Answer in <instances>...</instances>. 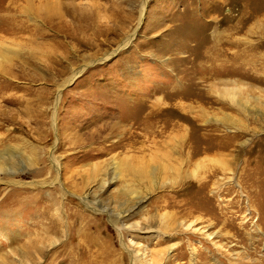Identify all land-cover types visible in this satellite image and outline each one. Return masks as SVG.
<instances>
[{
	"label": "rangeland",
	"instance_id": "374dc122",
	"mask_svg": "<svg viewBox=\"0 0 264 264\" xmlns=\"http://www.w3.org/2000/svg\"><path fill=\"white\" fill-rule=\"evenodd\" d=\"M246 12L260 26L241 24ZM0 18V54H14L0 58V152L27 143L0 172V230L18 233V244L52 235L39 264H132L133 251L142 264H264V0H0ZM214 29L226 35L217 40ZM225 79L257 101L243 100L244 109L221 97ZM184 96L187 120L165 115L189 146L176 132L148 136L122 120L140 101L178 107ZM134 135L141 153L120 144ZM207 141L222 147L221 163L201 152ZM132 155L154 177L136 182L122 171L112 182V160ZM137 189L145 201L124 219L134 201L118 191ZM152 217L163 222L158 232L130 243L125 226L149 227ZM0 247L8 249L1 233Z\"/></svg>",
	"mask_w": 264,
	"mask_h": 264
},
{
	"label": "bare ground",
	"instance_id": "6f19581e",
	"mask_svg": "<svg viewBox=\"0 0 264 264\" xmlns=\"http://www.w3.org/2000/svg\"><path fill=\"white\" fill-rule=\"evenodd\" d=\"M213 1H218V0H213ZM242 1V4L244 5L245 3H247L249 0H241ZM145 3V2H144ZM254 4V3H253ZM58 3H49L47 2V12L54 17L56 16L57 18L60 19L61 17V14L60 12H62V10L60 11V7L58 8L57 7ZM248 6V5H247ZM252 6V5H250ZM254 6V5H253ZM72 7V6H71ZM144 7V5H143ZM74 8V7H73ZM256 8V7H255ZM244 9V8H243ZM246 9V8H245ZM251 9V8H250ZM254 10V9H253ZM143 12H144V8L142 9L141 13L139 14V19H138V24H140L142 22V19H143ZM244 12V11H242ZM257 12V11H256ZM63 13V12H62ZM72 13V12H71ZM49 14V15H50ZM246 18L244 19H241L239 20L241 24H243L244 22H247L249 20H252L254 17H253V14H250L249 12H246ZM48 16V15H47ZM241 16V15H240ZM49 17V16H48ZM244 17V16H243ZM93 18H95L93 16ZM240 18V17H239ZM1 19V18H0ZM99 19V18H98ZM96 21V19H94ZM253 20H255L253 23L254 25L256 26H260V21L262 22V20L258 19V17H255ZM252 20V21H253ZM215 21V20H214ZM1 22V21H0ZM7 23H11L9 22V20L7 21ZM248 23V22H247ZM244 25V24H243ZM253 25V26H254ZM12 26V25H11ZM19 25H16L15 26H12L11 28V31H13L12 33H15L16 31L18 32L21 28V26ZM212 26V24H208L207 25V29L210 28ZM249 26V25H248ZM253 26H249L248 30H247V33H251V28L250 27H253ZM246 28V27H245ZM235 29L237 30V27H235ZM234 29V30H235ZM10 30V29H9ZM246 32V31H245ZM134 34L135 32H133L132 34H130L128 37H126L124 40L121 41V43L119 44L118 46V50H121L123 48H125L131 41L132 39L134 38ZM226 35V32L224 33H220L217 29H214L212 32H211V35L212 36H215L217 40L221 39V36L222 35ZM229 39L232 40L234 38H232V33L229 34ZM233 41V40H232ZM5 42V41H4ZM236 43V42H235ZM216 44V43H215ZM233 45V43H232ZM1 46V45H0ZM236 46V45H235ZM2 47V46H1ZM208 47V46H206ZM216 47V46H215ZM220 47V46H219ZM234 48V47H233ZM1 49V48H0ZM4 49V48H3ZM2 49V50H3ZM208 51H210L212 48H207ZM214 49V48H213ZM205 50V49H204ZM221 50V48H220ZM233 51V50H232ZM115 52V51H114ZM215 52V51H214ZM223 53V52H222ZM209 54V52H208ZM216 54V53H215ZM206 55V54H205ZM213 55V54H212ZM111 56V55H110ZM233 56V55H232ZM12 57H14V54L13 53H9V51L7 49L3 50L0 54V58H1V61L3 62H6L8 63L7 61H9ZM207 58V62L210 63V66L212 68L216 67L215 65V60L213 57H211L210 55ZM104 60V59H103ZM233 60H238V55H235L234 59ZM218 62V61H217ZM1 64V63H0ZM201 66V65H200ZM210 67V69H211ZM4 71V70H3ZM4 73V72H3ZM75 73V72H74ZM79 73V72H78ZM76 74V73H75ZM74 74V75H75ZM211 75V74H210ZM74 78V76H73ZM72 78V79H73ZM214 81V80H213ZM213 84V83H212ZM220 85L222 87L221 91H219V95L221 97H228V99H235L238 106L239 107H242L245 109L244 107V104H242V101L243 100H246L247 102L248 101H257L256 98H252V97H247V99H243L242 98V93L240 91V89L238 88V85L235 81H232V80H228V79H225V80H220ZM170 92H173V91H170ZM184 98H186L183 102H181L180 104H178V107L176 105V103L174 105H170L169 107H165L167 104H164V103H149L148 101H140V105L137 106V108H135V112L128 115L126 114L124 116V118H122V120H124L125 122H132V125H136L137 128H140L142 132H144L146 135L150 136L153 132V134L156 133L157 130L160 129V131L162 130V133H169L168 134V137H170L169 135H172L173 132H176L177 135L180 136L181 138V141L183 143H185V145L189 146V143H188V140H187V137H188V134L186 133L183 125L181 124H177L176 123L174 124L172 121H169L166 117L165 114H167L169 111L171 112L172 111V115H175L177 114L179 116V119H182V120H187V116H189L191 114L190 110V106L186 103L188 97L187 96H184ZM170 101H172V97L169 98ZM58 101H56V106L58 104ZM235 104V103H234ZM248 112V111H247ZM259 112V111H258ZM55 113V112H54ZM249 113V112H248ZM53 114V113H52ZM171 114V113H170ZM128 115V116H127ZM166 119V123L164 122V120ZM111 120V119H110ZM105 121H107V119H105ZM109 121V119H108ZM107 121V122H108ZM158 123H161L160 126H158ZM110 124V123H109ZM106 125V124H105ZM112 125V124H111ZM125 125V124H123ZM122 125V126H123ZM104 126V125H103ZM108 126V125H106ZM105 126V127H106ZM128 127V126H127ZM124 128V127H123ZM106 129V128H105ZM120 129V128H119ZM100 130V129H99ZM102 130V129H101ZM104 131V130H103ZM113 131V130H112ZM117 131V130H116ZM111 132V131H110ZM92 133V132H91ZM98 133V131H97ZM100 133V131H99ZM98 133V134H99ZM104 133V132H103ZM102 133V134H103ZM101 134V135H102ZM158 134V133H157ZM15 135V134H14ZM86 135V134H85ZM94 134H92V137H93ZM108 136V135H107ZM96 138V135L94 136ZM97 137L99 138V136L97 135ZM103 137H104V134H103ZM138 137V135H134V136H129L126 138V143H123V142H119L121 144L122 147H131L134 152L136 153H141V149H142V143L139 142L136 138ZM141 137V136H140ZM88 137H84V139L87 140ZM102 138V137H101ZM89 139V138H88ZM177 139V138H176ZM91 140V139H90ZM96 140V139H95ZM100 140V139H99ZM119 140V139H118ZM123 140V141H124ZM2 141V140H1ZM165 141V140H164ZM26 141H23V142H20L18 145H14L15 146V149L17 150L16 147H18V152L16 153V151L13 149H11L12 147H7L8 149H5L4 151L0 152V172L1 171H10L9 167L15 163L13 162V159H15L18 155L21 154V152H23V150L26 151V147H27V143H25ZM116 142V141H115ZM100 143V142H99ZM123 143V144H122ZM118 144V143H117ZM169 144V142L167 143ZM112 145V144H111ZM166 145V144H165ZM10 146V145H8ZM29 146V145H28ZM168 146V145H167ZM111 147V146H110ZM114 147V145H113ZM116 148V146H115ZM119 148V147H118ZM219 149H222V147H217L216 144H213L211 141H207V147L203 148L201 152H203V154H212L211 156H206L207 159H208V162H222L220 160L219 157L217 156H220L221 155V152L219 151ZM31 151H33L34 149L33 148H30ZM54 150V147L51 148V152H53ZM112 150V149H111ZM216 150V152L214 153V151ZM33 153V152H32ZM18 154V155H17ZM29 155V153H28ZM194 157L198 156V154H193ZM23 156V155H22ZM33 156V155H32ZM214 156H216L217 158H214ZM162 157V156H161ZM166 157V156H165ZM128 158V157H127ZM192 158L193 156H191V158H188L187 159V163L186 165L188 167H190L189 165L192 166V164H194L192 162ZM210 158H213L212 160ZM55 158L52 157L51 159V164H52V167L53 169H55V173H56V177L54 178V180L51 182L52 183H55L57 185H59L58 183V175H59V164L56 163L57 161L54 160ZM128 160H131V162L137 164L138 166H135L133 163L131 162H128L126 163V159H124L122 162L120 159H114L112 160V164H111V168H112V174H113V178L111 179L112 182L113 180L115 179H118L119 175L122 174V171L128 176V177H131L133 178L136 182H142L141 180H147V176L149 177H154V170L152 169L151 172L147 173L146 170H143V167L140 165L141 161L143 160V157L142 156H139V155H132L131 157L129 156ZM163 160V159H162ZM168 161V160H166ZM175 161V159H174ZM196 161V160H195ZM17 162V161H16ZM20 164L22 165L23 163H21V160L19 161ZM24 163L27 164V166H30L32 165V160L30 159V156L25 158L24 161H22ZM102 163V162H101ZM111 163V162H110ZM100 164V163H99ZM106 164V163H103V165ZM168 164V163H167ZM163 166L160 165V167L158 168L160 170V172L164 173V171L167 169L166 167H164V163L162 164ZM13 166V165H12ZM15 166V165H14ZM105 166V165H104ZM107 166V165H106ZM166 166V165H165ZM179 166V165H178ZM101 167V166H100ZM182 167V166H181ZM15 168V167H14ZM25 168V167H24ZM104 168V167H103ZM26 169V168H25ZM175 169V168H174ZM13 170V168H12ZM221 170V169H220ZM170 171V169H169ZM7 172V173H8ZM12 172V171H11ZM14 172V171H13ZM168 172V171H167ZM165 172V173H167ZM176 175V174H175ZM152 181V180H151ZM110 183V182H109ZM107 183V184H109ZM8 184H15V185H22V183H15V182H9V183H5L4 185H8ZM15 187V186H13ZM17 187V186H16ZM59 188H60V185H59ZM126 190V189H125ZM125 190H119L118 193L120 195H125L126 192H129L127 195L128 197H130L129 195H131V201H134V205L133 207H131L132 209H130L128 211V213L126 215H124V219L126 217H128L132 211L138 209L141 207V205L144 203L145 201V197H143L141 194H140V191L139 189L137 190H131V191H125ZM11 196V195H10ZM126 196V195H125ZM86 199V197H85ZM127 199V198H126ZM21 200V199H20ZM22 201V200H21ZM20 201V202H21ZM127 202V200H126ZM129 202V201H128ZM128 202L126 205H128ZM85 203V202H83ZM87 205V204H86ZM57 212V211H56ZM119 215V214H118ZM119 218V217H118ZM153 218V219H152ZM151 218V226L149 227H145L143 225H139L138 223L137 224H130V225H124L125 226V229H126V232H129V236H130V243L131 241L133 242H137L139 238H141L140 236L142 234H148V238L147 239H151V237H153L152 233H156L158 230L156 227L160 226L163 224V222L160 220L158 221L155 217H152ZM115 222H113L114 224ZM153 223V224H152ZM156 224V226H154ZM164 226V225H163ZM165 228V227H164ZM122 230V229H121ZM44 231V230H43ZM119 231V230H118ZM144 231V232H143ZM148 231V232H146ZM0 233L2 235V237L4 238V241L7 243V250H4V249H1L0 247V264H15V262H21L23 260H26V261H29V262H33L35 256H39V261L37 262L38 264L40 263V261L42 260V257H44L45 255V249L46 248H51L53 246L56 245L57 242H53V236L52 235H49L51 241L50 243H46L44 242V240H39V239H34L33 238H26V236H24L26 238V241H24L23 243L21 244H18L16 241L19 237L18 233L16 232H7L6 230H0ZM212 235V234H211ZM39 237V235H36ZM44 236V234H43ZM157 236V235H156ZM17 237V239H16ZM150 237V238H149ZM155 237V236H154ZM32 239V240H31ZM26 244V246H24ZM139 244V243H138ZM21 245V246H20ZM133 245V244H131ZM121 246H123L121 244ZM25 248V249H24ZM130 257L132 258V264H135V263H141L142 264V261L140 258H138V255L135 253V251L133 252H130ZM37 259V260H38ZM35 261V260H34ZM146 263V262H145Z\"/></svg>",
	"mask_w": 264,
	"mask_h": 264
}]
</instances>
